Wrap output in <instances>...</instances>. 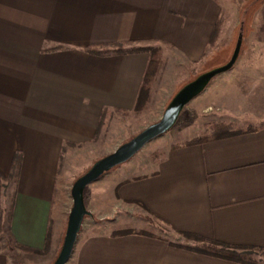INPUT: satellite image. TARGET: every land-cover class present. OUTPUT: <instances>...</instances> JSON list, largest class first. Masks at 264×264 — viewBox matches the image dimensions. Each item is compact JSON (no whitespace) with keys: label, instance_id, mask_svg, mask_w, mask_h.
I'll list each match as a JSON object with an SVG mask.
<instances>
[{"label":"crops","instance_id":"1","mask_svg":"<svg viewBox=\"0 0 264 264\" xmlns=\"http://www.w3.org/2000/svg\"><path fill=\"white\" fill-rule=\"evenodd\" d=\"M222 17L218 0H0V264L49 249L68 164L95 142L105 110H135L150 56L116 50L162 43L198 61ZM253 45L238 80L264 91V43ZM240 110L244 125L173 146L150 172L110 170L92 182L168 235L97 231L76 245L73 264H244L204 252L211 240L264 258V109Z\"/></svg>","mask_w":264,"mask_h":264},{"label":"rangeland","instance_id":"2","mask_svg":"<svg viewBox=\"0 0 264 264\" xmlns=\"http://www.w3.org/2000/svg\"><path fill=\"white\" fill-rule=\"evenodd\" d=\"M218 1L223 6V17L204 58L191 61L174 46L162 43L149 45L154 51L151 56L153 63L143 87L139 106L129 113L108 114L95 142L82 146V151L73 156L63 177L65 190L59 207L55 210L60 217V224L54 243H50L49 249L38 256L12 252L16 264L54 263L62 248L68 216L73 206L71 189L74 182L98 159L114 152L144 128L159 121L172 98L187 83L209 70L227 64L234 53L240 34L242 45L233 67L215 76L206 88L184 107L177 123L169 131L151 140L130 160L111 170L119 172L126 170V174H132L136 170H141L142 173L150 172L156 168L171 147L188 143L195 137L244 125V122L237 120L239 116H244L240 109H253L254 105L264 109V91H260L261 88L258 86L254 87L255 84L251 88L246 80H238L247 79L244 70L247 71L248 64L243 62L248 57L253 58L255 50L250 49V46L254 43V48L256 43H264V17L263 11L260 10L264 0ZM252 84L253 82L250 83ZM113 176L109 174L106 178L113 179ZM95 184L96 182L85 189V202L90 214L83 220L75 248L85 236L97 231L110 230L120 233L137 230L155 235H168L167 228L149 214H140L134 207L128 205L112 204L103 187L98 189ZM10 200L11 193H7L5 197L7 210L10 209ZM104 210H108V213H104ZM0 244L6 245L5 235H0ZM73 258L74 251L66 264H73ZM254 258L258 261L264 260L260 251H256Z\"/></svg>","mask_w":264,"mask_h":264},{"label":"water","instance_id":"3","mask_svg":"<svg viewBox=\"0 0 264 264\" xmlns=\"http://www.w3.org/2000/svg\"><path fill=\"white\" fill-rule=\"evenodd\" d=\"M241 45L242 34H240L234 53L227 64L209 70L187 83L172 98L159 121L144 128L129 141L121 144L114 152L98 159L87 172L74 182L71 189L73 206L68 216L62 248L53 264H66L69 261L83 220L86 215L90 214L86 207L85 189L104 173L130 160L151 140L169 131L177 123L184 107L198 96L215 76L233 67L239 57Z\"/></svg>","mask_w":264,"mask_h":264},{"label":"trees","instance_id":"4","mask_svg":"<svg viewBox=\"0 0 264 264\" xmlns=\"http://www.w3.org/2000/svg\"><path fill=\"white\" fill-rule=\"evenodd\" d=\"M116 51L120 52V53H126V52L127 53L128 52H148L149 53L150 61H149L147 73L145 75V82H146L147 76L149 74L150 66L153 63L152 58H151V56L154 52L153 49L149 46L127 49L121 45L120 48ZM205 56H206V54L203 55V58ZM142 92H143V89H142L141 94L139 96L136 108L139 106L140 101L142 99V96H141ZM126 113H129V112H126ZM108 114H109V110H105L103 116H106ZM205 139H206L205 137H198V138H195V139L189 141L187 144L201 143V142L205 141ZM18 161L19 160L17 158L15 160L13 174L7 180L9 182L12 181V179L16 178V174H17L16 170L18 167ZM3 180H4V178L0 174V192L3 188H5ZM2 218H3V210L0 208V230L4 227V225L2 223ZM201 247H202L201 249L206 253H210V254L216 255L218 257L226 258V259L233 261V262H239V263H244V264L245 263L246 264H257L259 261L254 258V255H255L256 251L257 252L260 251L262 253V250H259L257 248L231 246V245H228V244H225V243H222L219 241H215V240L203 241V244ZM47 249H48V245L42 251H39V250H34V251L41 253V252H45Z\"/></svg>","mask_w":264,"mask_h":264}]
</instances>
